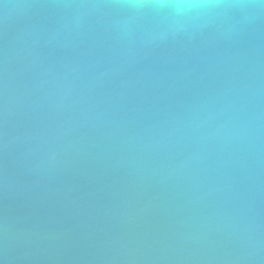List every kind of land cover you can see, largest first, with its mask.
I'll use <instances>...</instances> for the list:
<instances>
[{"label": "water", "instance_id": "water-1", "mask_svg": "<svg viewBox=\"0 0 264 264\" xmlns=\"http://www.w3.org/2000/svg\"><path fill=\"white\" fill-rule=\"evenodd\" d=\"M0 264H264V0H0Z\"/></svg>", "mask_w": 264, "mask_h": 264}]
</instances>
